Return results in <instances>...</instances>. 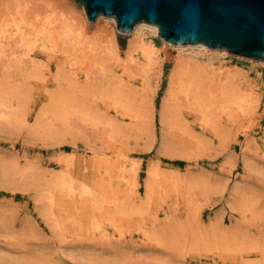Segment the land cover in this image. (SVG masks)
Returning a JSON list of instances; mask_svg holds the SVG:
<instances>
[{
    "label": "bare ground",
    "instance_id": "bare-ground-1",
    "mask_svg": "<svg viewBox=\"0 0 264 264\" xmlns=\"http://www.w3.org/2000/svg\"><path fill=\"white\" fill-rule=\"evenodd\" d=\"M75 3L0 0V125L23 122L25 109L38 103L48 106L52 118L63 127L76 121L98 128L111 138L118 123L127 121L136 125L144 122L149 111L152 114L153 105L144 90L157 51L146 35L158 36L157 28L144 23L136 25L125 57L120 58L115 21L100 16L96 20L98 27L92 30L83 7L78 14ZM160 40L179 54L168 79L167 95L173 112L169 115L167 105L162 104L160 123L168 124L171 118V124L179 127V120L189 113L181 110L185 107L198 116L202 126L215 127L235 109L243 111L249 107L252 100L243 96L239 82L241 70L227 68L224 63L215 64L213 60L228 55L262 66L264 62L203 45L177 46ZM45 115H40L37 126L46 122ZM181 150L173 148L166 154L187 160L189 157ZM3 165L0 161V187L16 181L33 184L41 214L56 236L64 240L97 237L104 244L128 249L126 232L134 226L141 232L145 246L164 243L179 250L199 252L207 247L223 251L232 244L242 249L244 242L248 243L222 230L218 223L186 232L175 229L176 225L167 219L164 232L147 229V216L156 220L155 214H149L155 197L165 196L172 189L191 195L192 189L183 183V178L163 174L153 164L147 170L143 201L132 180L126 178L127 171L120 160L106 165L104 176L92 186L79 184L65 170L44 178L27 165L20 167L16 162ZM238 189V184H234L232 191ZM237 206L242 209L244 204ZM155 220L151 226H155ZM4 223L0 221V226ZM261 253L255 264H264V250ZM141 258H132L131 254L117 260L102 258L100 264H145ZM16 263L46 264L37 258Z\"/></svg>",
    "mask_w": 264,
    "mask_h": 264
},
{
    "label": "rangeland",
    "instance_id": "rangeland-1",
    "mask_svg": "<svg viewBox=\"0 0 264 264\" xmlns=\"http://www.w3.org/2000/svg\"><path fill=\"white\" fill-rule=\"evenodd\" d=\"M75 5L79 14L82 6ZM96 20H87L92 30L98 27ZM133 31L116 32L120 58L125 57ZM146 38L157 53L144 90L153 112L149 111L143 123L129 125L122 121L108 138L98 128L76 121L63 127L52 118L48 106L37 103L25 109L23 122L0 125L2 167L16 162L20 167H32L44 178L65 170L79 184L92 186L104 176L106 165L120 160L126 178L132 180L143 201L147 170L153 164L163 174L183 178L192 189L191 195L172 189L165 196L155 197L149 214H155L156 220L147 216V229L164 232L167 219L175 229L186 232L218 223L219 228L248 243L244 242L242 249L232 244L223 251L207 247L199 252L164 243L145 246L134 226L126 232L128 249L104 244L97 237L64 240L56 236L41 214L36 187L16 181L0 187V221L5 222L0 226V264H18L25 258H37L46 264H100L102 258L117 260L130 254L132 258L142 256L145 264H255L260 259L264 250V66L228 55L213 60L241 70L239 82L243 96L252 100L249 107L235 109L215 127L202 126L198 116L185 107L181 110L189 113L179 120V127L171 124V118L168 124H162V104L167 105L169 115L173 112L167 95L168 79L179 54L158 36ZM43 113L46 122L37 126ZM173 148H181L189 158L170 157L166 153ZM234 184L239 186L236 192L232 191ZM243 204L242 209L237 206ZM154 220L155 226H151Z\"/></svg>",
    "mask_w": 264,
    "mask_h": 264
},
{
    "label": "water",
    "instance_id": "water-1",
    "mask_svg": "<svg viewBox=\"0 0 264 264\" xmlns=\"http://www.w3.org/2000/svg\"><path fill=\"white\" fill-rule=\"evenodd\" d=\"M86 18H112L130 33L155 26L167 44L203 45L264 62V0H74Z\"/></svg>",
    "mask_w": 264,
    "mask_h": 264
}]
</instances>
